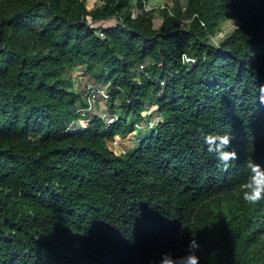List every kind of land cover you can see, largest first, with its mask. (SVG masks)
Returning <instances> with one entry per match:
<instances>
[{"label":"trees","instance_id":"1","mask_svg":"<svg viewBox=\"0 0 264 264\" xmlns=\"http://www.w3.org/2000/svg\"><path fill=\"white\" fill-rule=\"evenodd\" d=\"M147 1L0 0V264H149L192 236L200 264H264V199L241 195L264 162V0H172L157 26ZM79 65L112 122H78ZM209 131L233 133L228 167Z\"/></svg>","mask_w":264,"mask_h":264},{"label":"clouds","instance_id":"2","mask_svg":"<svg viewBox=\"0 0 264 264\" xmlns=\"http://www.w3.org/2000/svg\"><path fill=\"white\" fill-rule=\"evenodd\" d=\"M187 60V54L182 56ZM259 100L264 102V85H259ZM233 133L228 131H209L203 134V142L207 151L214 154L218 164L228 167L230 162L238 157V152L232 146ZM248 177L241 190L242 199L250 203L264 199V162L255 159L247 162ZM200 241L192 236L188 241L186 250L176 255L171 250H164L158 257H153L149 264H200L198 249Z\"/></svg>","mask_w":264,"mask_h":264},{"label":"built area","instance_id":"3","mask_svg":"<svg viewBox=\"0 0 264 264\" xmlns=\"http://www.w3.org/2000/svg\"><path fill=\"white\" fill-rule=\"evenodd\" d=\"M170 12V9H169ZM88 21L90 25L96 26L97 23L92 22L91 17H88ZM219 35H223L221 32ZM215 36L214 39H217L219 36ZM189 59V57H188ZM140 68H143V65H140ZM73 79H74V86L76 89H79L82 93V96L86 102L85 105H81L78 107V112L80 113L79 123L85 124L86 120L84 117L88 112H95L97 113V107L99 104H104L106 110V100L108 98V90L107 86L103 85L95 80H93L89 75L86 74L84 66L79 65L74 68L72 71ZM98 114V113H97ZM103 116H106V119L109 122H112L115 119V115L110 114L108 111H104ZM155 117H150L149 125L155 121ZM144 123L136 124L137 127H141ZM136 137V131H131L127 133L125 136L115 135L110 141L109 144L113 148V150L118 153H125L129 146L132 145L133 140Z\"/></svg>","mask_w":264,"mask_h":264},{"label":"rangeland","instance_id":"4","mask_svg":"<svg viewBox=\"0 0 264 264\" xmlns=\"http://www.w3.org/2000/svg\"><path fill=\"white\" fill-rule=\"evenodd\" d=\"M85 2H86V5H87L88 8H93V7L101 4V0H85ZM180 2L182 4H185L186 0H180ZM172 3H173L172 0H148L147 1L146 7L147 8H153V20L152 21H153V24L155 26L159 25L161 20H162L161 10L163 9L164 5L168 4L169 6H172ZM135 13H136V11H135ZM235 24H236V20H229L226 23H224L223 29L224 30H228L229 28L234 27ZM77 90H79V89H77ZM104 111L106 112L108 110H106L104 104H99V107H97V111L96 112L98 114H103ZM151 117H156V114L153 113ZM142 132L149 133V132H151V129L147 128L145 130H142ZM131 148H132V146H129L128 147V151Z\"/></svg>","mask_w":264,"mask_h":264},{"label":"crops","instance_id":"5","mask_svg":"<svg viewBox=\"0 0 264 264\" xmlns=\"http://www.w3.org/2000/svg\"><path fill=\"white\" fill-rule=\"evenodd\" d=\"M102 104V103H101Z\"/></svg>","mask_w":264,"mask_h":264}]
</instances>
